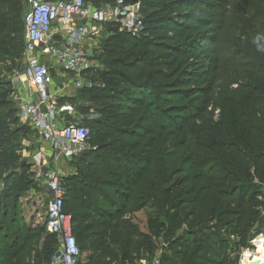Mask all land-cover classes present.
Wrapping results in <instances>:
<instances>
[{
	"label": "trees",
	"instance_id": "obj_1",
	"mask_svg": "<svg viewBox=\"0 0 264 264\" xmlns=\"http://www.w3.org/2000/svg\"><path fill=\"white\" fill-rule=\"evenodd\" d=\"M126 1L140 3L141 32L107 25L116 32L102 45L106 69L92 75L96 84L78 89L79 103L72 100L90 128L89 150L72 160L82 170L61 179L64 210L85 255L78 264H116L112 245L123 262L133 261L137 212L151 208L149 229L167 233L187 221L185 204L191 223H206L211 196L208 221H217L201 229L207 239L187 228L170 243L181 253L162 254L160 264H238V250L264 231V215L257 218L245 198L236 201L228 184L241 174L264 186V0ZM24 8L22 0H0V55L22 56ZM9 85L0 77V264H51L55 235L29 225L20 206L32 167L9 172L20 158ZM92 109L99 117L86 119ZM187 145L199 172L192 182L173 181L169 163Z\"/></svg>",
	"mask_w": 264,
	"mask_h": 264
},
{
	"label": "built area",
	"instance_id": "obj_2",
	"mask_svg": "<svg viewBox=\"0 0 264 264\" xmlns=\"http://www.w3.org/2000/svg\"><path fill=\"white\" fill-rule=\"evenodd\" d=\"M26 2L23 76L28 89L26 96L20 98L18 116L48 143L57 156L72 161L89 150L90 128L81 123H64L59 114L65 106L60 110L58 99L66 96L71 86L81 88L96 84L92 75L100 65L86 48L89 28L96 34L101 26L114 24L120 31L137 36L143 28L140 3L115 0L97 6L87 0ZM52 70L63 75L73 74L75 78L55 82ZM36 177L48 191L44 226L48 233L55 235L59 244L54 261L78 264L82 253L73 235L72 216L64 210L61 174L41 169ZM154 264H160L159 257Z\"/></svg>",
	"mask_w": 264,
	"mask_h": 264
},
{
	"label": "rangeland",
	"instance_id": "obj_3",
	"mask_svg": "<svg viewBox=\"0 0 264 264\" xmlns=\"http://www.w3.org/2000/svg\"><path fill=\"white\" fill-rule=\"evenodd\" d=\"M25 4L26 0H22ZM26 8H24L25 13ZM93 29L89 28V36L85 41L86 48L92 52V55L96 62L100 65V70L106 69V64L103 62V58L101 56L102 45L104 40H106L113 32H116V29H111L110 27H106L103 25L99 29V33L93 34ZM120 31V30H119ZM25 67V56L24 52L21 57L16 59H11L7 56L0 55V77L2 80H6L9 82V89L12 91V98L15 101V106L18 111L20 108V98H23L28 89L27 82L23 76V71ZM52 76L55 78V82L59 80V77L62 74L58 70H52ZM70 77V78H69ZM69 79L75 78L73 74L69 75ZM59 82V81H58ZM57 84V83H56ZM85 85L84 87H86ZM79 88H75L73 86L69 87V90L66 91V96L61 97L62 101L59 103L60 110L63 106L65 109L60 111L59 117L63 120L64 123H81L82 116L78 113L76 109V105L72 102L73 98L76 97V104L80 102L82 97L79 96ZM79 96V97H78ZM88 102V101H87ZM92 117H99V114L91 110L90 115L85 117L86 119ZM19 118V117H18ZM17 133L15 139V145L20 154V158L18 161V165L15 168H12L9 172L15 171L19 172L21 168V164L26 163L32 167L33 172V184L32 188L27 191L20 199V206H22L21 210L23 213V217L28 222L29 225H44L46 219V211L48 205V191L46 190L44 184L40 182L36 174L41 169L44 171L55 170L61 175H71L75 173H80V169L82 167L74 161H68L60 156H57L47 142L43 141L40 136L32 129V127L22 121L20 118L16 125ZM192 147L190 145L184 146L180 149L179 153L173 157V159L169 163L170 171H174L173 181L180 180L181 178H188L189 182H192V177L198 173V167L194 166ZM4 183L0 181V193L4 189ZM229 186L236 190L234 198L237 201L239 198H245L249 201L248 206L252 207L253 210L258 214L257 218H260L264 215V186L256 181L254 183L246 182L242 179L241 174H233L232 178L228 181ZM184 186V185H183ZM205 205L204 209L206 210V223L197 224L191 223L192 218L189 217V212L192 208L191 205L185 204L182 207V212L186 214L187 221L184 222L177 228H174L172 231H152L149 229L148 217L151 215V208H147L141 210L135 214L132 223L136 226L139 236L134 239L135 247L133 252V261L123 262V255L120 250L119 245L109 246L112 251L117 253L118 262L116 264H154V260L157 257H160L162 254L166 253L168 256H176L181 253L180 249H176L175 247L171 248L170 243L172 239L178 235H184L185 230L191 229L201 231L198 234L199 238L207 239L209 232L206 230H201L205 227H214V222L216 219H211L208 221L210 210L213 207L214 196L209 197L207 200H204ZM166 212L170 215L172 211L170 209H166ZM154 216V215H153ZM191 223V224H190ZM264 236V231L255 235L252 240H250L249 247H243L238 250V254L240 255V261L238 264H247L246 260V252L253 254L258 248L257 245H254V240L259 237ZM231 241L237 240V237L231 236ZM152 247H149V244ZM196 245L193 246V248ZM57 251L59 250V244L57 242ZM236 253V254H237ZM85 255L82 254V258ZM233 257H236L234 253H232ZM244 258V259H243ZM250 258V257H248ZM51 264H58L54 261V256L52 258Z\"/></svg>",
	"mask_w": 264,
	"mask_h": 264
},
{
	"label": "bare ground",
	"instance_id": "obj_4",
	"mask_svg": "<svg viewBox=\"0 0 264 264\" xmlns=\"http://www.w3.org/2000/svg\"><path fill=\"white\" fill-rule=\"evenodd\" d=\"M263 240H264L263 236H259L254 240V243L257 245L258 249L253 254L246 252V256L250 257V258L247 257V260H246L247 264H251L252 260H260L261 264H264V243H263ZM243 264H245L244 260H243Z\"/></svg>",
	"mask_w": 264,
	"mask_h": 264
},
{
	"label": "crops",
	"instance_id": "obj_5",
	"mask_svg": "<svg viewBox=\"0 0 264 264\" xmlns=\"http://www.w3.org/2000/svg\"><path fill=\"white\" fill-rule=\"evenodd\" d=\"M69 75H71V74H62V76H60L59 77V80L58 81H63V80H65V79H69L70 77H69ZM67 77H69V78H67ZM72 80V79H71ZM72 175V174H71ZM66 176H68V174H65V175H61V179H63L64 177H66Z\"/></svg>",
	"mask_w": 264,
	"mask_h": 264
},
{
	"label": "water",
	"instance_id": "obj_6",
	"mask_svg": "<svg viewBox=\"0 0 264 264\" xmlns=\"http://www.w3.org/2000/svg\"><path fill=\"white\" fill-rule=\"evenodd\" d=\"M85 126L89 127V124L87 123V124H85ZM57 255H59V253ZM251 264H261V262H260V260H252Z\"/></svg>",
	"mask_w": 264,
	"mask_h": 264
}]
</instances>
